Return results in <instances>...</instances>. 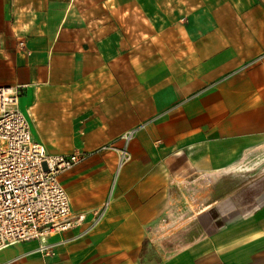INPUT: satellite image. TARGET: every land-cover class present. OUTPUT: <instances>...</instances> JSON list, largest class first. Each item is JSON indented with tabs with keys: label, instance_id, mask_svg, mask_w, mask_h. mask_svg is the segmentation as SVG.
Instances as JSON below:
<instances>
[{
	"label": "crops",
	"instance_id": "obj_1",
	"mask_svg": "<svg viewBox=\"0 0 264 264\" xmlns=\"http://www.w3.org/2000/svg\"><path fill=\"white\" fill-rule=\"evenodd\" d=\"M52 7L68 14L64 0H0V86H21L19 106L23 91L41 102L115 69L114 24L43 20ZM187 11L191 21L161 24L154 36L163 62L154 101L131 105L124 88L111 105H50L58 120L35 132L20 106L49 154H87L59 182L73 214L102 216L90 232L84 223L50 237L62 241L54 255L27 241L1 248L0 264H264V182L244 206L222 181L264 139V0H192ZM132 130L128 161L99 150ZM255 170L250 163L246 172ZM187 190H203L195 215Z\"/></svg>",
	"mask_w": 264,
	"mask_h": 264
},
{
	"label": "rangeland",
	"instance_id": "obj_2",
	"mask_svg": "<svg viewBox=\"0 0 264 264\" xmlns=\"http://www.w3.org/2000/svg\"><path fill=\"white\" fill-rule=\"evenodd\" d=\"M64 1L66 9L68 8L67 15L65 10L61 12L52 7V12L42 16L43 20L58 21L67 16L66 21H107L114 24V42L109 45V50L114 55L110 57V64L115 62V69L111 75L100 76L96 86L72 88L67 94L62 93L59 88L54 89L46 93L44 101L41 102L36 100L35 103H30L31 96L23 91L20 106L29 117L33 131L43 130L49 120H58L55 118L57 111L50 110V105H111L113 101L122 98L124 88L130 93L131 105H138L139 101H145V98L154 101L157 94L154 91L156 70H160L163 64L161 56L157 55L160 53V47L155 45L154 36L162 31L161 24L165 27L171 22L186 24L191 21L192 14H188L187 8L188 2L192 4V0ZM124 37L125 46L122 44ZM16 42L18 44V41ZM102 47L105 50L100 47V52H106L107 47ZM123 53L130 55V74L126 72L125 76L123 66L126 69L127 61L121 60ZM42 105H46L45 108ZM49 115H54L53 119H49ZM48 144L56 147L59 145L57 142ZM249 161L256 169L253 174L246 172L250 167ZM240 171L242 172L227 175L222 181L228 198L234 200L237 197L239 203L248 206L257 192L253 183L264 182V139H261L256 154L242 164ZM202 193L203 190L185 191L187 197L183 200L186 205L191 206L190 212L193 215L202 208ZM186 223V219L180 220L172 228L174 231L180 230Z\"/></svg>",
	"mask_w": 264,
	"mask_h": 264
},
{
	"label": "built area",
	"instance_id": "obj_3",
	"mask_svg": "<svg viewBox=\"0 0 264 264\" xmlns=\"http://www.w3.org/2000/svg\"><path fill=\"white\" fill-rule=\"evenodd\" d=\"M18 47L24 48L19 38ZM21 86H0V249L27 241L38 243L43 257L54 255L62 243L50 237L88 223L85 232L99 224L102 213L88 220L73 214L70 199L59 176L87 157L85 153L49 154L32 137L29 121L20 109ZM135 130L121 135L99 150H115L120 164L129 160L126 144ZM116 141H121L118 145Z\"/></svg>",
	"mask_w": 264,
	"mask_h": 264
}]
</instances>
